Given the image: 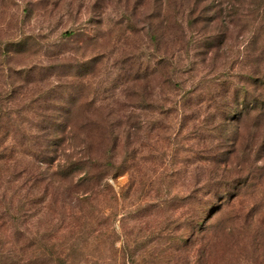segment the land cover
I'll list each match as a JSON object with an SVG mask.
<instances>
[{
  "label": "trees",
  "instance_id": "16d2710c",
  "mask_svg": "<svg viewBox=\"0 0 264 264\" xmlns=\"http://www.w3.org/2000/svg\"><path fill=\"white\" fill-rule=\"evenodd\" d=\"M27 4L31 5L28 1ZM145 5L148 8H145V61L138 63L139 58L132 55L116 58L112 64L116 69L115 78L145 80V102L142 104L145 116L141 120L145 122V128L141 129L142 137H136V140L125 130L117 132L113 121L108 118L107 106L96 103L100 94L98 89L91 92L90 86L85 85L86 78L92 77L102 63L103 53L79 59L78 56H66L65 51H53L46 55L44 63L35 61L29 66L11 69L6 63L10 58L6 57L36 52L39 44L44 43L19 29L14 38L0 44V56L5 58L4 67L7 66L6 82L2 83L4 87L0 90V169L5 168V174H0V264H54L55 261L58 262L56 264H67L66 258L51 251V244H47L49 234L45 232L37 238L21 223L25 221V215L30 216L44 208L51 211L55 206H67L69 210L65 219L70 233L81 236L84 231H94V227L102 226L105 220L102 213H93V209L101 195L113 193L107 178L116 180L125 173L129 174L128 186H123L120 191L124 197L134 185L145 181V153L146 156L148 153L145 135L151 128H158L157 122L161 124L168 116H178L181 122L178 129L187 130L188 135L198 134V139L203 136L196 133L195 126L189 127L187 121L203 118L209 123L218 119L214 128L223 134L226 133L225 126L237 124L250 112L253 122H264V92L256 93L259 88L264 91V67L251 69L253 61H248L249 70L237 71L235 62L229 58L232 60L230 65L222 60L216 73L217 69L214 71L213 66L211 69L212 51L219 50L228 39L230 22L221 17V24L213 29L209 10L219 6V0H145ZM239 8L244 23L264 21V0H241ZM22 13L27 18L32 11L24 6ZM75 31L70 28L64 30L55 46L58 44L63 48L65 38L78 44L76 37L81 34H75ZM249 31L256 37H264L262 32L258 35L256 27L252 29L251 26ZM88 41L96 43L97 39L87 36L82 43ZM248 58L247 55L244 59ZM261 58L264 61V57ZM184 82L189 86H179ZM87 84H90L89 79ZM35 88L38 91L33 92ZM22 89H25V96L29 90L32 92L30 99L26 98L20 106L16 102L21 100ZM104 109L108 111L106 116L102 115ZM202 129L211 130L208 125ZM236 136L237 132L233 135L234 140ZM8 139L13 144L9 148L3 146ZM134 142L138 143L137 147H131ZM61 148L65 157L52 169L51 163ZM65 150L70 152L65 153ZM16 153V156L30 162V166L19 169L14 158ZM244 156L248 161L250 155ZM216 157L217 154H213V157L203 160L217 164L219 160H215ZM247 161L237 169L236 175H222L203 184L201 188L206 189L205 195L216 198L218 204L239 195L255 179L254 169ZM4 181L8 184L19 181L17 190L24 189L27 184L29 186L15 202L12 199L16 194L14 190L9 198L6 197L5 189L9 187ZM35 185L39 188L38 193L31 192ZM48 194L45 207L43 204ZM143 211L145 206L141 205L123 213V226L126 227L125 222L139 217L138 213ZM221 219L216 226L202 224L204 218L199 217L190 230L192 236L200 239L192 240L190 237L184 246L204 243L202 247H211L210 256L213 245L220 243L222 250H227L235 242L238 244L236 236L239 235L245 239L241 243L253 244V238L246 244L245 234L254 223L249 221V216L243 218L240 214L225 213ZM200 224L203 227H197ZM6 237L8 239L4 240ZM123 238V259L126 263H134L135 255L128 245V236L124 234ZM175 248L182 249L180 246Z\"/></svg>",
  "mask_w": 264,
  "mask_h": 264
},
{
  "label": "rangeland",
  "instance_id": "374dc122",
  "mask_svg": "<svg viewBox=\"0 0 264 264\" xmlns=\"http://www.w3.org/2000/svg\"><path fill=\"white\" fill-rule=\"evenodd\" d=\"M240 2L219 0L220 5L209 10L213 18V29L218 28L221 17L225 22L230 20L228 39H225L219 50L214 49L211 54V69L212 66L214 71L217 69L214 73L218 71L217 65L222 60L230 65V59L235 62L234 69L237 71L245 68L249 70L248 61H253L251 69L261 70L264 67L261 58L264 57V37H256L249 31L252 26V29L256 27L258 35L261 32L264 34V21L244 23L238 9ZM24 6L32 11L27 18L22 13ZM145 8L148 9L145 0H0V44L14 38L19 29L38 37L44 43L39 44L36 52L6 57L10 58L6 63L11 69H20L35 61L46 62V55L53 51H65L66 56H78L79 59L81 56L88 58L103 53L102 63L92 77L86 78L85 85L90 86L91 92L98 89L100 94L96 103L107 106L109 113L104 109L102 115L109 114L108 118L113 121L117 132L125 130L136 140V137H142L141 129L145 128V122H141L145 116V110L142 109L145 102V80L115 78L116 69L112 64L116 58L132 55L139 58L138 63L145 61ZM69 28L76 30L75 34H81L76 37L78 44L65 38L63 48L58 44L55 46V42L60 40V33ZM81 30L82 33L79 32ZM87 36L96 38L97 42L88 41L83 44ZM247 55L249 58L245 60ZM4 63L5 58L0 56V90L4 87L2 83L6 82L7 66L4 67ZM88 79L90 84H87ZM179 86L188 87L189 83L184 82ZM33 90L38 91L37 88ZM261 91L264 92L259 88L256 93ZM20 92L21 100L16 103L21 106L26 98L30 99L32 91L29 90L26 96L25 89ZM26 116L30 117L29 114ZM253 118L250 112L238 120L237 124H221L226 127L225 134L214 128L218 119L209 123L203 121V118L187 121L189 127L197 128L196 133L202 135V139H198V134L188 135L187 130L178 129L181 123L178 116H168L161 124L157 122L158 128H151L145 135L148 143L145 181L138 186L134 185L132 191L124 197L120 191L123 186H128L129 174L125 173L116 180L108 177L107 181L112 185L114 194L109 192L97 199L93 213H102L105 220L102 226L94 227V231H84L81 236L70 233L65 219L69 210L67 206H55L51 211L44 208L30 216L26 214L25 221L21 223L37 238H41L45 232L49 234L47 244H51V251L54 255L66 258L67 264H264V122H253ZM207 125L211 130L202 129ZM9 144L8 139L3 146L9 148L13 145ZM133 145L137 147L138 143L134 142L131 147ZM119 146L123 148L122 143ZM62 148L51 163L52 169L65 157ZM69 152L65 150V153ZM247 153L250 155L248 161L244 160V154ZM213 154H217L215 160H219V163L203 160L213 157ZM16 155L14 158L19 169L30 166V162ZM245 161L252 165L255 179L239 195L219 204L216 198L205 195L206 189L201 188L203 184L215 181V177L222 175H236L237 169ZM0 174H5V168L0 169ZM4 183L9 187L5 189L7 198L13 194V190L16 192L12 196L15 202L29 186L27 184L24 189L17 190L19 181ZM31 192L38 193V186L31 188ZM49 195L43 204L45 207ZM209 200L212 202L204 205ZM141 205L145 206V211L138 213L139 217L125 222L126 227L123 226L121 215ZM83 207L88 208L84 202ZM114 213H117L116 217ZM225 213L240 214L243 218L249 216V221L254 223L245 234L246 244L252 238L253 244L241 243L245 239L242 240L239 235L236 236L238 244L235 242L227 250H222L220 243L213 245L210 256L211 247H202L204 243L184 246L190 237H193L192 240L200 239L192 236L190 230L199 217L204 218L202 224L218 226V221ZM124 234L128 236V245L135 255L132 259L134 263H126L123 259ZM176 246L182 249L177 250Z\"/></svg>",
  "mask_w": 264,
  "mask_h": 264
}]
</instances>
